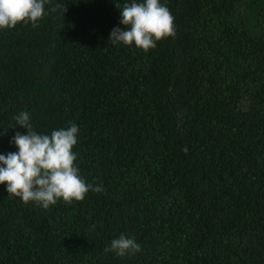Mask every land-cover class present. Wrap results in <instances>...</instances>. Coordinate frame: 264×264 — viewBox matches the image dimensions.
<instances>
[{
    "label": "trees",
    "instance_id": "trees-1",
    "mask_svg": "<svg viewBox=\"0 0 264 264\" xmlns=\"http://www.w3.org/2000/svg\"><path fill=\"white\" fill-rule=\"evenodd\" d=\"M126 2L0 30V153L19 111L75 122L103 188L43 209L0 185V264H264V0H162L174 35L147 52L109 40ZM122 233L139 253L105 252Z\"/></svg>",
    "mask_w": 264,
    "mask_h": 264
},
{
    "label": "clouds",
    "instance_id": "clouds-1",
    "mask_svg": "<svg viewBox=\"0 0 264 264\" xmlns=\"http://www.w3.org/2000/svg\"><path fill=\"white\" fill-rule=\"evenodd\" d=\"M50 0H0V30L13 29L18 24L37 27L39 21L49 14ZM119 24L109 34L113 45L135 46L147 52L157 42L174 35V17L162 0H129L122 6ZM65 12L56 3L52 12ZM13 129L22 127L26 133L17 131L10 139L16 151L0 153V185L10 195L27 204L48 209L59 200L71 203L82 201L89 192L100 193L99 184L87 182L80 173L78 154L73 150L78 142L79 127L69 121L66 126L50 133L34 130L28 111H19L14 117ZM141 251L134 237L120 234L105 247L118 257L132 256Z\"/></svg>",
    "mask_w": 264,
    "mask_h": 264
}]
</instances>
